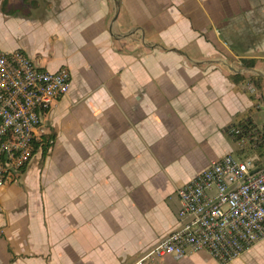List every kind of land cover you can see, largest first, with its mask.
Here are the masks:
<instances>
[{"label":"crops","instance_id":"0c3cea01","mask_svg":"<svg viewBox=\"0 0 264 264\" xmlns=\"http://www.w3.org/2000/svg\"><path fill=\"white\" fill-rule=\"evenodd\" d=\"M1 2L0 50L49 72L66 67L71 86L46 116L45 155L0 186V264H134L179 228L177 188L255 148L230 136L238 123L264 140V4L6 0L1 11ZM245 41L255 44L231 51ZM249 77L261 78L260 91ZM151 264L221 263L197 252ZM226 264H264V238Z\"/></svg>","mask_w":264,"mask_h":264},{"label":"built area","instance_id":"2783aa9c","mask_svg":"<svg viewBox=\"0 0 264 264\" xmlns=\"http://www.w3.org/2000/svg\"><path fill=\"white\" fill-rule=\"evenodd\" d=\"M70 86L66 67L49 72L21 50H0V186L18 180L40 151L48 133L46 116ZM231 133L262 142L257 129ZM176 195L179 228L144 250L134 264L197 252L226 264L264 238V167L256 168L250 159L225 155L177 188Z\"/></svg>","mask_w":264,"mask_h":264},{"label":"trees","instance_id":"16d2710c","mask_svg":"<svg viewBox=\"0 0 264 264\" xmlns=\"http://www.w3.org/2000/svg\"><path fill=\"white\" fill-rule=\"evenodd\" d=\"M5 1L6 0H2V2H1V11L3 10V8L5 6ZM263 35H264V33H263ZM254 44H255V42H251V41H245V42H241V43L240 42L239 43L236 42V43H230L229 47H230V49H231V51L233 53L237 54V53H242V52L246 51L248 48L252 47ZM240 62H241V65L244 66V67H254V64H255V61L252 60V59L240 58ZM229 77L234 82H237V81H240V80L244 79L240 75H233V76H229ZM260 80H261L260 77H249V81L255 87L256 91H260ZM251 99L254 100V97L252 96ZM238 128L246 130V131L255 129L254 125L251 122L238 123L237 126L234 129H238ZM262 135L263 134H261V131L258 130L259 138ZM230 136L231 137H235L232 133L230 134ZM236 137H238V139H239L242 136H236ZM53 141H54V135L52 133H49L46 136H44L43 140L41 141V143L38 146L42 156L45 155L47 149L52 145ZM253 144L255 145V148L259 149L260 147L264 146V140L261 143H259V144H258V142H255ZM34 151H36V148L34 149Z\"/></svg>","mask_w":264,"mask_h":264},{"label":"rangeland","instance_id":"374dc122","mask_svg":"<svg viewBox=\"0 0 264 264\" xmlns=\"http://www.w3.org/2000/svg\"><path fill=\"white\" fill-rule=\"evenodd\" d=\"M251 2L255 5L257 4H264V0H251ZM235 30L237 33L239 32V28L235 27ZM261 32L264 33V27L261 28ZM258 119L264 118V105L260 106V109L256 111ZM244 156L242 158L244 159H250L255 161L258 164H262L264 166V146L261 147V149H257L254 147H249L248 145L244 147L243 149Z\"/></svg>","mask_w":264,"mask_h":264},{"label":"water","instance_id":"95a60500","mask_svg":"<svg viewBox=\"0 0 264 264\" xmlns=\"http://www.w3.org/2000/svg\"><path fill=\"white\" fill-rule=\"evenodd\" d=\"M115 5H116V3H115ZM117 12V11H116ZM115 16H116V13H115ZM142 44L144 45V46H148L146 43H145V41L143 40L142 41ZM224 65H226L227 66V68H228V70L230 71V72H232V73H235V74H239V73H242V72H247V71H251V70H253V71H255L254 69H242V70H236V69H234L230 64H228V63H223Z\"/></svg>","mask_w":264,"mask_h":264}]
</instances>
